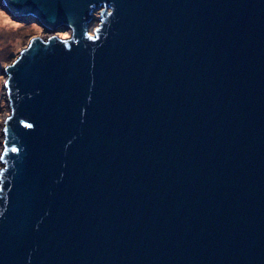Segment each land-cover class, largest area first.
Wrapping results in <instances>:
<instances>
[{
    "label": "water",
    "instance_id": "obj_1",
    "mask_svg": "<svg viewBox=\"0 0 264 264\" xmlns=\"http://www.w3.org/2000/svg\"><path fill=\"white\" fill-rule=\"evenodd\" d=\"M0 264H264V0H3Z\"/></svg>",
    "mask_w": 264,
    "mask_h": 264
},
{
    "label": "rangeland",
    "instance_id": "obj_2",
    "mask_svg": "<svg viewBox=\"0 0 264 264\" xmlns=\"http://www.w3.org/2000/svg\"><path fill=\"white\" fill-rule=\"evenodd\" d=\"M2 2L3 0H0V156L6 121L12 113L7 91L8 66L17 59L21 51L28 47L32 38L36 36H40L44 40H47L46 36L51 34L60 38L71 36L69 27L65 29L60 25L51 28L43 25L35 16H14L7 11ZM4 167L5 161L0 158V168Z\"/></svg>",
    "mask_w": 264,
    "mask_h": 264
},
{
    "label": "bare ground",
    "instance_id": "obj_3",
    "mask_svg": "<svg viewBox=\"0 0 264 264\" xmlns=\"http://www.w3.org/2000/svg\"><path fill=\"white\" fill-rule=\"evenodd\" d=\"M2 3L4 4V1H3ZM53 36H55V35H52V34H51V35H48V36H46V37H47L46 39H48V38H50V37H53ZM7 117H8V116H7ZM7 117H6V118H7Z\"/></svg>",
    "mask_w": 264,
    "mask_h": 264
}]
</instances>
